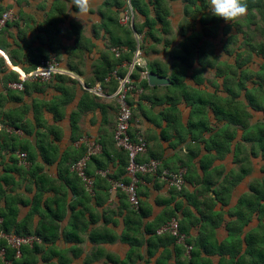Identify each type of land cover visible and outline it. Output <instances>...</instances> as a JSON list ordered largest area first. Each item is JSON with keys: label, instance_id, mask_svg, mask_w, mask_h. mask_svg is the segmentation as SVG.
Listing matches in <instances>:
<instances>
[{"label": "crops", "instance_id": "1", "mask_svg": "<svg viewBox=\"0 0 264 264\" xmlns=\"http://www.w3.org/2000/svg\"><path fill=\"white\" fill-rule=\"evenodd\" d=\"M119 1L115 8L94 0L87 15L76 16L72 0H0V15L14 14L0 28L7 66L0 71V210L14 208L20 222L37 206L24 231L51 240L39 244L34 264H264V6L247 0L248 14L229 23L210 12V0H162L166 27L136 33L143 73L169 83L138 87L131 132L147 142L141 158L158 161L159 172L185 175L180 191L144 175L134 211L110 190L112 179L98 174L127 178L113 141L112 85L96 78L101 58L116 46L110 34L124 36ZM153 1L141 0L151 18ZM100 11H112L116 21ZM135 15L133 24L141 25ZM52 57L60 77L4 89L9 69L32 70ZM98 87L100 94L89 91ZM80 139L100 146L87 164L91 194L68 169ZM16 148L27 155L24 164L14 159ZM171 219L190 250L153 234Z\"/></svg>", "mask_w": 264, "mask_h": 264}, {"label": "built area", "instance_id": "2", "mask_svg": "<svg viewBox=\"0 0 264 264\" xmlns=\"http://www.w3.org/2000/svg\"><path fill=\"white\" fill-rule=\"evenodd\" d=\"M133 11L128 5V9L121 15L119 23L126 27L132 28L133 25ZM14 14L12 11H4L0 16V28L5 25L6 22L13 21ZM136 47L133 52V56L130 62H123L120 66L114 69L106 81L113 79L116 81V88L112 93V98L115 99L118 106V114L113 132V141L116 147L124 150L127 153V166L125 167V174L127 181L124 180H111L110 190L119 191L123 193L128 203L133 210L139 208V197L137 193V184L141 181L140 177L144 175H159L168 188L181 190L184 185L185 169H179L176 172L161 171L159 172V162L154 159L147 161H137L138 157L144 155L147 151V142L144 137L139 134H133L131 132V121H132V105L129 104L128 99L132 95L138 92L134 81L131 78V74L137 66H140V59L142 57V51L140 48L141 37L138 34H134ZM126 51L125 47H112L111 53L118 59ZM51 67V70L48 71ZM125 69L124 74H119V69ZM19 75L16 81L9 82L7 84L8 89L12 91H23L24 84L26 82H47L53 79L56 75L64 74V70L60 67L58 61L52 57L46 60H42L39 65L29 72L18 71ZM147 74H141L143 79H146ZM93 94H100V88L89 90ZM141 93V90H140ZM264 120V116H263ZM2 125L0 124V130ZM78 144L85 146L86 150L84 155L75 161L71 166L70 170L76 174L81 180L85 191L87 193L93 192L94 179L86 173L87 164L92 155L97 154L100 150V146L94 141L80 139ZM17 158L20 164H24L26 161V155L23 152H17ZM101 176L108 175L107 171H99ZM109 190V191H110ZM167 233L175 239L177 243H181L186 249L190 250L191 246L185 243L186 236L179 230V224L176 219L169 220L166 224L160 227L156 234ZM4 240L6 246L14 250L15 257L18 258L21 255V249L24 246H31L33 242H39L36 236H18L13 233H4L0 231V241ZM5 253V246L0 245V258L3 259Z\"/></svg>", "mask_w": 264, "mask_h": 264}, {"label": "trees", "instance_id": "3", "mask_svg": "<svg viewBox=\"0 0 264 264\" xmlns=\"http://www.w3.org/2000/svg\"><path fill=\"white\" fill-rule=\"evenodd\" d=\"M249 1L251 2L250 6L254 7L255 9H261L264 6V0H249ZM161 2H162V0H154L152 2V6H153V10H154V17L151 18L149 16V10L147 8V5H145L143 2H141V0H130V4H131V6H132V8L134 10V13L136 11L140 16H142L144 18V21H143V23L141 25L133 24V31L135 33H138L140 31H142V28L144 26L147 27L149 31H151L152 30V26H154L157 23L161 24L162 27H166V25H167L166 13L167 12L164 10V8L161 7L162 6ZM109 5L116 8V7H119L121 5V3H120L119 0H105V2L103 3V7H107ZM100 13L102 14V16H104V18H107V20L109 22H112V21L115 22L116 19H117V18L115 19V17H117V15L114 14L112 11H109L107 16H105V14L102 11H100ZM8 24H9V22H6L3 27H6ZM70 27H71L72 33H74L76 35V37H77V35H78V30H77L78 26L75 23H71ZM133 31L122 28V32H123L124 36H123V38L121 40H120V38H116V40H115L113 38V35L110 34L111 42L113 44H115L116 47H121V46L125 47L126 51L118 59H116L111 52H110V54L112 55V57H110V55L108 53H105L104 57L101 58L100 64L98 65L99 72L102 74V76L101 77H97L96 76V78L99 79V81L101 82L102 85H104V83L111 84L113 91L116 88V81H114L113 79H110L109 81H106V79L109 77V74L114 69H116L118 66H120L123 62H130L131 61L132 56H133V52H134L135 47H136V41H135V37L133 35ZM148 35L151 36V37L154 36L151 33H148ZM76 43H77V41H76ZM0 55H2L5 58V55L1 51H0ZM2 56H0V71H4V69H7L6 68L7 66L5 65V62H4L5 60H4V58ZM263 68H264V65H263ZM13 69H15V70L9 69L10 72L2 78L4 89H6V91H12V90L8 89L7 84L9 82H13V81L17 80L18 75H19L18 71H22V72H25V73L31 71V70H25V69L19 70L18 68H15V67ZM124 72H125V69H123V68L119 69V74L120 75L124 74ZM143 72H144V70H142L140 66H137L135 68V70L133 71V73L131 74V78L134 81V84H135L136 87H140V88L141 87H148L147 80L143 79L141 77V74ZM60 76L61 75H56L53 78L60 77ZM25 86H26V83L24 84V89H25ZM87 94H89V93H87ZM86 96L87 95H85V97ZM128 102L131 105V102H130L129 99H128ZM10 126H12V125H10ZM12 127L15 128V129H21L20 127H17L15 125L12 126ZM1 131L2 130H0V132ZM132 136H133V133H132ZM78 149H79L78 155L75 158H73L68 164V169L69 170H70V166L75 161H77L79 158H81L84 155L85 150H86L85 146L82 145V144L79 145ZM16 150H19V151L23 152L22 149L16 148V149L13 150V153H15ZM119 150L122 151L123 154H124V162H121L120 165H121V168L124 169V174H125V167L127 166V162H128L127 153L124 150H122V149H119ZM102 152L104 153L103 149H102L101 153ZM96 157H97V155H92L90 157L89 161H88V165H89V163L91 161L97 160ZM141 157H138L137 161L141 162V161L149 160V158H141ZM14 159L16 161L18 160L16 158H14ZM26 160H27V155H26ZM88 165H87V169H86V173L87 174H89L88 173ZM100 169L101 170H106V168H104V167H102ZM71 173H73V172L71 171ZM73 175L76 177L78 182L83 187V183L81 182V180L76 176L75 173H73ZM107 177L112 179V180H124V181H127V178L126 179L125 178H119V177L113 175L112 173L108 174ZM99 178H101V177H99ZM143 178H145V177L144 176L140 177L141 180ZM94 187H95V182H94ZM94 187H93V191L95 189ZM83 190H84V192H86L84 187H83ZM178 191H180V190H178ZM118 194H119L120 198H125L127 200L126 196L123 193L118 191ZM139 209H140V204H139L138 210ZM35 211H37V206L34 205L33 208L31 209L30 213H28L26 215L24 220H22L20 222H16L15 221L16 211L14 210V208L10 207L8 209L4 208V209L0 210V231L1 232L13 233V234L18 235V236L33 235V236H36L39 239V242H33V244L31 246L22 247L21 255L18 258L15 257L14 250L11 249L10 247H7L6 246V242L4 240H1L0 241V245L1 246H5V253H4L3 259L0 258V264H34L36 262V255H37V253L39 251V244L42 241L51 240V239L45 238V237H43L41 235L39 236V234H41L39 232L40 230L37 231L38 235L30 234V233L24 231V229L26 228L25 223L29 220L30 216ZM134 211H136V210H134ZM159 228L155 229L153 231V234H155L157 236L169 235L167 233H163V234H159V235L156 234V231ZM179 230H180V227H179ZM173 240L175 241L174 238H173Z\"/></svg>", "mask_w": 264, "mask_h": 264}, {"label": "clouds", "instance_id": "4", "mask_svg": "<svg viewBox=\"0 0 264 264\" xmlns=\"http://www.w3.org/2000/svg\"><path fill=\"white\" fill-rule=\"evenodd\" d=\"M78 9L76 16L87 15L94 6V0H72ZM210 12L226 22L233 23L248 14L247 0H210ZM51 70V67L48 71Z\"/></svg>", "mask_w": 264, "mask_h": 264}, {"label": "water", "instance_id": "5", "mask_svg": "<svg viewBox=\"0 0 264 264\" xmlns=\"http://www.w3.org/2000/svg\"><path fill=\"white\" fill-rule=\"evenodd\" d=\"M146 80L149 86H160L169 83L168 79L160 77L154 73H147Z\"/></svg>", "mask_w": 264, "mask_h": 264}, {"label": "rangeland", "instance_id": "6", "mask_svg": "<svg viewBox=\"0 0 264 264\" xmlns=\"http://www.w3.org/2000/svg\"><path fill=\"white\" fill-rule=\"evenodd\" d=\"M130 4V0H125V6H124V10H123V13L128 9V5ZM130 6H131V4H130ZM131 8H132V6H131ZM132 11H133V15H134V17H133V21H134V18H135V13H134V10H133V8H132ZM123 13H121V15L123 14ZM121 17V16H120ZM120 19V18H119ZM118 25H119V28L122 30V28L123 29H128V30H132L133 31V27L132 28H129L128 26H126V27H124V26H122L120 23H119V20H118ZM133 26V25H132ZM135 34V32L133 31V35ZM140 45H142V40L140 41ZM114 47H116V46H114ZM141 60V59H140ZM140 62V61H139ZM137 89H138V87H137ZM140 93V90H138V92H136V93H134V94H139ZM130 100V99H129ZM17 152H21V151H19V150H16L15 151V154H17ZM33 236V235H32Z\"/></svg>", "mask_w": 264, "mask_h": 264}]
</instances>
